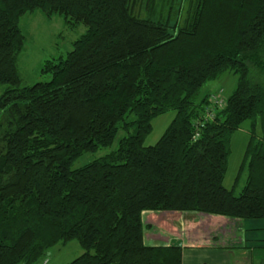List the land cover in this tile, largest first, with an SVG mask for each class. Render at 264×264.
I'll return each mask as SVG.
<instances>
[{
    "label": "trees",
    "instance_id": "trees-1",
    "mask_svg": "<svg viewBox=\"0 0 264 264\" xmlns=\"http://www.w3.org/2000/svg\"><path fill=\"white\" fill-rule=\"evenodd\" d=\"M170 1L142 18L134 0H0V264L72 241L83 253L69 264H181L180 247L144 245L143 212L264 219V0H188L184 15ZM35 11L87 30L44 62L49 81L26 86L19 24ZM225 73L237 84L222 108L197 100ZM247 121L235 196L228 145ZM118 134L116 150L73 169Z\"/></svg>",
    "mask_w": 264,
    "mask_h": 264
},
{
    "label": "rangeland",
    "instance_id": "rangeland-1",
    "mask_svg": "<svg viewBox=\"0 0 264 264\" xmlns=\"http://www.w3.org/2000/svg\"><path fill=\"white\" fill-rule=\"evenodd\" d=\"M169 0H134V14L147 18L150 15L158 17L165 4ZM174 8L182 7L183 15L188 6V0H171ZM165 10V9H164ZM20 28L24 36V46L17 59V69L23 80V85L31 86L38 82H47L49 75H42L41 68L45 61L65 56L72 50V44L85 32L84 25L71 26L60 15L48 18L40 11L27 13L20 19ZM237 84V77L231 73H225L217 80L206 83L199 91L197 100L212 96L226 101L232 94ZM5 86H0V94ZM175 116L174 111H168L152 121V131L147 136L144 146H153L160 139L165 129ZM251 125L247 121L240 129L234 132L229 142V157L227 160V172L224 179V187L233 190L237 196L245 183L246 173L238 179V171L244 158L246 146L250 138ZM118 134L110 148L101 149L95 154H85L73 165V169L80 168L93 160L99 159L117 149ZM83 253L77 241L65 245H58L50 249L35 264H69ZM46 262V263H45Z\"/></svg>",
    "mask_w": 264,
    "mask_h": 264
},
{
    "label": "crops",
    "instance_id": "crops-1",
    "mask_svg": "<svg viewBox=\"0 0 264 264\" xmlns=\"http://www.w3.org/2000/svg\"><path fill=\"white\" fill-rule=\"evenodd\" d=\"M143 243L181 248V264H264V219L145 211Z\"/></svg>",
    "mask_w": 264,
    "mask_h": 264
},
{
    "label": "built area",
    "instance_id": "built-area-1",
    "mask_svg": "<svg viewBox=\"0 0 264 264\" xmlns=\"http://www.w3.org/2000/svg\"><path fill=\"white\" fill-rule=\"evenodd\" d=\"M210 101H211V103H212L214 106H216V107H218V108H222V107L224 106V101L219 100L217 97L212 96V97L210 98ZM210 116H211V114H210ZM210 116H209V117H210Z\"/></svg>",
    "mask_w": 264,
    "mask_h": 264
}]
</instances>
